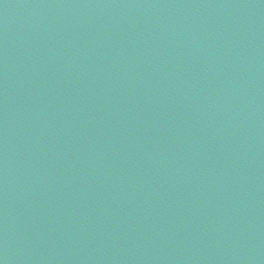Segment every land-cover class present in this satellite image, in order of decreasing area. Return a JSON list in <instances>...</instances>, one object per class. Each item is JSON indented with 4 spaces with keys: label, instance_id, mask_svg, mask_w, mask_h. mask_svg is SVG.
Returning <instances> with one entry per match:
<instances>
[{
    "label": "water",
    "instance_id": "1",
    "mask_svg": "<svg viewBox=\"0 0 264 264\" xmlns=\"http://www.w3.org/2000/svg\"><path fill=\"white\" fill-rule=\"evenodd\" d=\"M0 264H264V0H0Z\"/></svg>",
    "mask_w": 264,
    "mask_h": 264
}]
</instances>
